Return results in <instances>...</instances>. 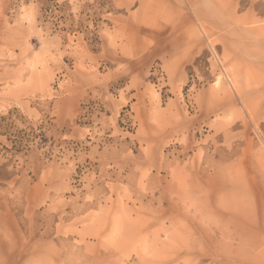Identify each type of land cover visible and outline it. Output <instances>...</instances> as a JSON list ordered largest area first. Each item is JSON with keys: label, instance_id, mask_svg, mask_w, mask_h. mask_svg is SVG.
I'll list each match as a JSON object with an SVG mask.
<instances>
[{"label": "rangeland", "instance_id": "374dc122", "mask_svg": "<svg viewBox=\"0 0 264 264\" xmlns=\"http://www.w3.org/2000/svg\"><path fill=\"white\" fill-rule=\"evenodd\" d=\"M0 264H264V0H0Z\"/></svg>", "mask_w": 264, "mask_h": 264}]
</instances>
